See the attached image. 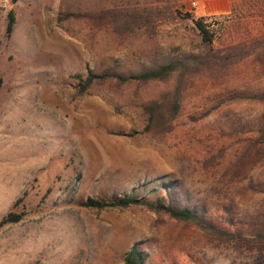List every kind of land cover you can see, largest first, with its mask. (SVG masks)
I'll use <instances>...</instances> for the list:
<instances>
[{
  "label": "rangeland",
  "instance_id": "obj_1",
  "mask_svg": "<svg viewBox=\"0 0 264 264\" xmlns=\"http://www.w3.org/2000/svg\"><path fill=\"white\" fill-rule=\"evenodd\" d=\"M175 7L210 24L220 58L241 41L249 54L80 90L91 73L203 57ZM153 102L166 129L145 130ZM129 193L244 239L144 205H85ZM10 211L22 217L0 228V264H126L133 247L146 264H264V240L247 239L264 230V0H0V218Z\"/></svg>",
  "mask_w": 264,
  "mask_h": 264
},
{
  "label": "trees",
  "instance_id": "obj_2",
  "mask_svg": "<svg viewBox=\"0 0 264 264\" xmlns=\"http://www.w3.org/2000/svg\"><path fill=\"white\" fill-rule=\"evenodd\" d=\"M173 13L181 15L182 17L192 21L195 28L198 30V34L201 37L203 45L206 47L207 53L202 57L198 55H188L183 59H175L162 63L158 66H155L148 70H143L140 72H126L119 73L116 71H103L101 73H91L86 77V83L83 85L79 83L80 90L83 91L89 84H94L96 82H104L107 80H115L120 84L132 82V81H150V80H159L165 79L172 75L175 72H183V74L189 69H196L200 66L216 64L217 61L222 60L221 62L224 65H230L244 59L249 51L242 49V51H234L235 47H242L245 45L244 41H241L235 45L229 46L227 53L220 58L218 49L213 48V39L214 31L210 28V24L205 21V19L200 17H195L190 12H182L178 10L177 7L172 9ZM15 22V15L13 10H9L7 14V23L5 32L9 35L12 31L13 25ZM182 80L179 81L176 92L181 89ZM160 105L156 102H153L145 106L147 114V123L145 126L146 131H157L166 129V126L170 123V120H163L162 114L159 112ZM179 108L177 102H173L169 105L170 112L172 117L176 114ZM162 190H167V193H170L171 183H165L161 181ZM85 205L94 209H103L107 207H128L131 205H144L149 209H152L158 213H166L170 217L182 221H192L196 223L203 231L213 234L215 236L225 238V239H244L240 230L229 232L223 229L215 228L207 223H205L198 212L189 208L188 206H180L173 202H165L162 198L158 197L154 200L148 198H140L136 194L129 193L124 194L120 197H115L111 200H97L94 198H88L85 202ZM22 214L16 212H8L0 218V228L17 223L20 221ZM255 240H264V230L253 236ZM126 264H146L147 253L139 250L137 247L131 248L127 256L125 257Z\"/></svg>",
  "mask_w": 264,
  "mask_h": 264
},
{
  "label": "built area",
  "instance_id": "obj_3",
  "mask_svg": "<svg viewBox=\"0 0 264 264\" xmlns=\"http://www.w3.org/2000/svg\"><path fill=\"white\" fill-rule=\"evenodd\" d=\"M193 5H195V2H192Z\"/></svg>",
  "mask_w": 264,
  "mask_h": 264
}]
</instances>
